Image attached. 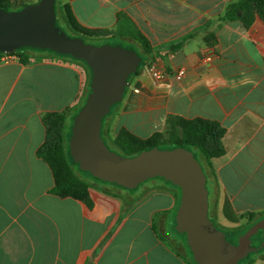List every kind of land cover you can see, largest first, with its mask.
Returning <instances> with one entry per match:
<instances>
[{"label": "crops", "instance_id": "obj_1", "mask_svg": "<svg viewBox=\"0 0 264 264\" xmlns=\"http://www.w3.org/2000/svg\"><path fill=\"white\" fill-rule=\"evenodd\" d=\"M241 1L58 0L84 27L120 30L106 38L142 53L131 36L138 31L152 47L104 123L109 142L121 129L141 139L164 133L170 117L225 129L224 154L205 174L210 218L228 230L264 216V12L250 2L244 19H227ZM28 54V63L17 56L0 65V264H192L172 230L182 198L172 183L131 190L88 179L91 207L52 194L53 172L38 156L43 117L69 111V125L91 73L69 56ZM151 64L169 74L164 83L152 78ZM179 69L182 80L173 76ZM254 264H264V253Z\"/></svg>", "mask_w": 264, "mask_h": 264}, {"label": "water", "instance_id": "obj_2", "mask_svg": "<svg viewBox=\"0 0 264 264\" xmlns=\"http://www.w3.org/2000/svg\"><path fill=\"white\" fill-rule=\"evenodd\" d=\"M24 47L53 51L83 60L92 70L90 95L77 115L70 140L71 154L80 169L95 178L126 189L137 188L153 178L170 181L182 191L177 229L188 235L198 264H236L256 249L251 238L264 229L255 224L238 246L211 221L207 177L192 152L153 149L130 158L111 151L101 137L102 119L115 115L124 99L130 78L141 70L142 59L132 49L96 46L71 37L59 25L56 0H41L22 10L0 9V54Z\"/></svg>", "mask_w": 264, "mask_h": 264}, {"label": "trees", "instance_id": "obj_3", "mask_svg": "<svg viewBox=\"0 0 264 264\" xmlns=\"http://www.w3.org/2000/svg\"><path fill=\"white\" fill-rule=\"evenodd\" d=\"M250 2L254 3L257 6L258 10L264 12V0H243L229 9L226 18L229 20H234L236 18L244 19V11H246V7ZM32 4L35 5L34 3H28L25 0H0V9H6L7 7H15L18 11ZM58 9L60 10V13L68 29L74 34V36L71 37L81 38L86 43H89L88 41L91 39H102L110 35H124L120 33V30L114 33L110 30L90 29L82 26L74 16L70 5H64L63 7L59 8L58 0H56V12L58 11ZM120 17L121 16L119 15V19ZM61 28L64 32H66L63 27ZM131 36L142 48V53L137 52L134 48H129L134 50L142 59V70V66L145 63V58L143 55L151 54L152 47L147 38L144 37V35H142L140 32L136 31L132 33ZM30 51L49 52L57 56H64L50 50L39 49L34 47L21 48L17 50L14 54L19 57L22 63H28L30 60V56L28 53ZM72 58L75 59L74 57ZM75 60L84 63L89 69L91 73L89 80L90 86L93 78L92 70L83 60ZM132 78H130L129 80L131 81ZM90 93L91 92L89 89L84 102L79 108H77L75 113H73L71 125L72 129L75 118L85 106ZM69 116L70 112L67 111L63 113H48L43 117V122L46 128V140L44 145L39 149L38 156L49 165L53 172L55 185L51 191L52 194L61 198H74L86 203L89 207H91L92 200L90 198L89 192L91 183L88 179L82 176L83 170L79 168L80 164L74 160L71 154L70 140L72 137V130H70L69 133L67 132V121ZM108 118L109 117H105L102 119L101 137L104 143L107 145L108 148L110 146L107 143L116 146L130 158L137 157L142 153L151 151L153 149H158L160 144L172 142L177 144L179 147H182L192 152L194 158L200 163L203 168V171L206 173V169H212V159L224 154L223 138L226 131L218 123L215 122H211L204 119L187 120L181 117H170L167 122V130L164 133H157L150 138L141 139L130 133L128 130L121 129L118 131L115 138L111 139L109 142L104 137V121ZM166 135H168V137ZM110 150L113 151L112 149ZM85 172L88 173L90 177H92L94 180L101 181L102 183H104V185L105 183L109 185H114L110 182H105L103 180L95 178L90 172ZM116 187L124 188L121 186ZM179 190L182 195V191L180 188ZM214 225L217 226L215 223ZM262 248H264V244H262L259 248L256 249L255 252L257 256L262 255L259 252ZM249 264H254V260H251Z\"/></svg>", "mask_w": 264, "mask_h": 264}, {"label": "rangeland", "instance_id": "obj_4", "mask_svg": "<svg viewBox=\"0 0 264 264\" xmlns=\"http://www.w3.org/2000/svg\"><path fill=\"white\" fill-rule=\"evenodd\" d=\"M6 10L9 11V12L17 11L15 7H7ZM57 13H58L57 19H58V22H59L60 26L63 27L70 36H74V34L68 29L66 23L64 22V19H63L62 15H61L59 9H58ZM88 42H89V44L96 45V46H102V45L121 46V47L126 48V49H129V48L132 47L137 52H141L138 48H135L133 46H130L129 44H126L124 41L120 40L117 37L116 38L93 39V40L91 39ZM105 121H104V123H105ZM71 125H72V122H70L68 127H67V132L68 133L70 132V130H72ZM166 136L168 137V135H166ZM107 144H109V146H110L109 148L112 149L113 152H115V153H117L119 155H122L124 157H129L122 150L117 148L116 146H114V145H112L110 143H107ZM179 148H182V147H179L177 144L172 143V142H167V143L160 144L159 147H158V149L161 150V151H174V150L179 149ZM82 176L84 178H86V179L94 180L85 171H82ZM94 181L96 183H98V184H103L104 185V183H102L101 181H97V180H94ZM150 181H156L157 183H167V184L170 183L171 184L170 181H166L164 179H161V178L157 177V178L149 179L148 181L140 184V186L144 185L145 183H150ZM105 185H109V184L105 183ZM124 189H126V188H124ZM134 189H136V188H134ZM131 190H133V189H131ZM262 220H264V216H262L259 219H255V221H253V223H250L249 225H247V224L246 225H241V226H238V227H236L234 229H229L228 230V229L222 228L220 226H218V228L225 235L226 240H227L228 243H230L233 246H238L240 241L242 240V238L247 234V232L255 224L261 222ZM177 228H178L177 225H175V224L172 225L173 233L175 234V236H177V237L181 238L182 240H184V242L187 244L189 257L193 261V263L192 262L191 263L192 264H196L197 262L195 260V255H194V253L192 251V248L190 247V245L188 243V235L185 232L179 231ZM251 240H252L251 246L253 248H255V249L259 248L262 244H264V229H260L255 235L252 236ZM259 252L261 254H263L264 253V248H262ZM256 257H257L256 252H254V251L250 252L247 256H245L244 258L240 259L236 264H249L250 261L254 260Z\"/></svg>", "mask_w": 264, "mask_h": 264}, {"label": "built area", "instance_id": "obj_5", "mask_svg": "<svg viewBox=\"0 0 264 264\" xmlns=\"http://www.w3.org/2000/svg\"><path fill=\"white\" fill-rule=\"evenodd\" d=\"M18 57L14 53H2L0 54V65L11 63L17 60ZM208 61L211 58H207ZM148 71L151 74L152 78L158 83H164L165 79L169 76V74L159 68L156 64H151L148 66ZM186 75L185 69H179L173 73V76L176 80H182Z\"/></svg>", "mask_w": 264, "mask_h": 264}]
</instances>
